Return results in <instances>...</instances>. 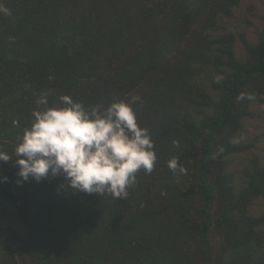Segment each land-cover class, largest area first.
Listing matches in <instances>:
<instances>
[{"label": "trees", "instance_id": "16d2710c", "mask_svg": "<svg viewBox=\"0 0 264 264\" xmlns=\"http://www.w3.org/2000/svg\"><path fill=\"white\" fill-rule=\"evenodd\" d=\"M240 1L0 0V151L17 159L47 93L55 107L140 96L156 154L125 199L17 185L0 162V264H264V147L240 137L264 118V21L253 43L230 29Z\"/></svg>", "mask_w": 264, "mask_h": 264}, {"label": "clouds", "instance_id": "9594fccd", "mask_svg": "<svg viewBox=\"0 0 264 264\" xmlns=\"http://www.w3.org/2000/svg\"><path fill=\"white\" fill-rule=\"evenodd\" d=\"M0 12L10 15L0 6ZM48 94L37 100L30 125L22 130L13 162L0 151V162L17 168L16 184L39 183L60 177L73 194H109L125 199L136 183V173L150 174L156 162L154 144L147 129L139 127L133 104L138 95L107 106L86 107L68 95L59 97L62 107L49 106ZM19 126L18 121H13ZM175 143V142H174ZM222 150V149H221ZM173 172L185 169L177 158L168 161ZM0 175V183L7 181Z\"/></svg>", "mask_w": 264, "mask_h": 264}, {"label": "rangeland", "instance_id": "374dc122", "mask_svg": "<svg viewBox=\"0 0 264 264\" xmlns=\"http://www.w3.org/2000/svg\"><path fill=\"white\" fill-rule=\"evenodd\" d=\"M263 21L264 0H241L235 9V19L232 20L230 29L234 30L237 22L240 28L245 30L249 41L253 43L256 41L257 30L262 26ZM235 49L238 56L243 54L239 39L236 40ZM252 110L257 114H264V103L253 104ZM240 137L245 142L255 141L249 153L260 151L264 147V118L255 115L246 119Z\"/></svg>", "mask_w": 264, "mask_h": 264}]
</instances>
